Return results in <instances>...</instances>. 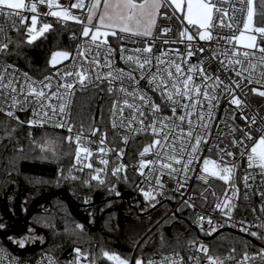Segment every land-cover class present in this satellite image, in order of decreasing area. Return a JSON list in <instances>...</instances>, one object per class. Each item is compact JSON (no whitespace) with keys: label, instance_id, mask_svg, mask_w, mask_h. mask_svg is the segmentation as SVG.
I'll list each match as a JSON object with an SVG mask.
<instances>
[{"label":"built area","instance_id":"2783aa9c","mask_svg":"<svg viewBox=\"0 0 264 264\" xmlns=\"http://www.w3.org/2000/svg\"><path fill=\"white\" fill-rule=\"evenodd\" d=\"M31 2L32 0H29L27 4ZM74 2L75 0H57L62 8L69 9L73 15L86 16L85 10L70 7ZM88 3L89 0H85V4ZM211 3L220 9V11L214 9L213 12L212 25L209 29L213 37L211 41L199 40L197 31L184 22L179 12L174 13V9L171 8L167 18L163 15L159 17L151 36L132 37L128 34L117 33L115 37L109 36L108 47L101 46L98 52L94 45L88 43L90 38L82 36L83 25H79L81 31L72 37L74 47L71 51H67L70 53V57L60 61L54 67L53 72L43 78H35L19 67L8 63L5 59L8 48L0 52V74L4 77L3 82L4 84H8L9 80L12 82L10 88H0V117L32 130H52L63 133L67 139L71 137V141L76 146L77 137H80L79 146L88 148L91 156L85 158L82 154L81 163L77 164L75 161L69 168L71 179H73L72 177H75L73 180H77L86 176L99 175L100 180H103L104 183L114 180L113 188L116 189L121 180L128 182L130 176H134L141 187L138 194H143L142 190L152 191L155 196L154 200H150L149 208L169 207L166 216L156 226L162 224L169 216L183 211L184 216L191 222L193 230L200 235L198 239L187 244L184 253L161 252L148 260L141 258L144 264H148L149 260L155 261V264H165L166 257L182 261V264H209V257L222 260L224 264H264V238H257V236L250 234L257 232L259 237H264V228L255 227V225H264V211L261 210L264 208V169L255 165L251 168L248 167L247 160L253 142L264 135V96L252 91L253 88L264 91V78L259 75L262 69L258 64L261 56L258 48L264 46V40H261L260 34L257 35V49L252 50L241 49L234 41L228 42L225 38L237 36L243 30L247 4L246 2L242 3L241 0H212ZM242 8L244 11H240ZM52 10L61 9H48L46 0L44 4H38L37 13L21 10V14L26 18L24 24H21L20 19L15 14L12 16L0 14V45L8 44L9 47L13 36L18 32L17 29L24 28L27 35V27L31 26L32 15H37V30L44 23L52 25V28L36 41L43 38L56 26L62 27L70 23L48 15L47 13ZM223 12H227V15L222 17ZM221 19H223L224 25L230 23L231 28L221 26ZM177 20L182 22V28ZM164 28H169L170 31L165 34ZM185 29H188L194 37L191 42L180 37V32ZM165 40L169 42L165 43ZM147 46L152 47L151 53L137 54L132 51L134 48L143 49ZM109 47L114 50L110 54ZM88 48H91V51H87ZM121 48L124 49L123 53H121ZM201 48L204 49L203 52L199 51ZM234 48L241 53V59H243L242 53L244 51L253 54L250 55L249 59L253 63H257V69L252 74V78L254 81L259 80V83L250 84L247 79L237 77L232 71L233 65H230L228 60L232 58ZM78 50L83 55L78 54ZM189 50L193 52L190 58L187 56ZM224 53L227 55H223ZM122 55L124 57L139 55L141 60L145 57H152L153 72L156 71L157 66L163 70L174 61L181 64L185 75L190 67L197 69L202 67L204 74L211 77L202 82L200 74L195 71L192 73L194 82L201 85L202 91L204 85H208L209 94L218 97V100L213 101L217 107L211 109L210 118L207 115L203 121L197 118L200 110L199 105L196 112L190 117L193 124L192 138L186 136L189 131L187 120L183 124V136L181 129L175 127L164 128L160 137L154 136L147 126L154 120L159 121L163 117H172L173 113L170 105L162 100L160 92H153L143 80L139 84L140 90L146 92L148 97L160 105L161 111L153 116L150 107L145 109L143 131H141L142 126L137 121H133L131 127L128 126L127 121L132 119V110L123 105V100L127 98L131 103L132 97H126L120 91V87L123 85L131 90L135 85L133 81L128 79L113 80L112 83H109L111 77L107 76L109 71L116 75L117 70L122 69L124 73L132 74L139 80L140 72L135 70V64L126 61V59H121ZM157 57L166 63L157 65ZM94 59L99 61V66L93 62ZM106 60L111 62V69L104 66ZM245 66H247V62H245ZM235 67L236 70H239V66ZM68 71L73 73L84 72L87 76L85 84L82 86L75 75L65 76ZM25 73H27V77H25ZM162 74L166 77V73L162 72ZM247 75L248 73H244L245 77ZM46 77L50 79H45ZM216 77H219L221 81L219 85L215 83ZM235 82H239V87H236ZM65 83H72L74 87L65 89L62 87ZM46 84L50 85V88L44 87ZM29 85L37 90H43L45 97L29 95ZM11 88H15L16 92L13 93ZM110 88L113 90L110 91ZM84 93L92 94L90 125L88 128L79 129L76 128L73 121L74 109L78 97ZM12 96H16L17 101H20L14 108L9 107L13 103ZM233 96L241 100L239 106L230 103ZM25 97L27 103L22 102ZM62 103L65 104V109L60 112L59 107ZM49 105L55 107V115ZM121 107L124 108L123 117L118 111ZM203 109L205 113L208 112L207 102H204ZM10 110L14 112L13 116L6 115ZM45 112L48 114L47 116L44 115ZM184 114L183 109H177L176 117ZM22 116H26V123L21 120ZM136 116L139 117V112L136 113ZM253 117H255V123H252ZM122 119L124 120L123 124L121 123ZM32 121H38V123L33 124ZM113 123L116 125L115 128ZM165 123L180 122L176 119L165 121ZM57 124H62L63 127H57ZM156 126L160 128L159 123ZM246 132L251 133L252 140L246 138ZM164 133H169L167 145H164L162 139ZM197 134L201 136L202 143L199 145V151L195 154L187 174L183 170H179L169 175L170 169H161V163H172L174 168L182 169L183 163L176 164L174 161H169L165 153H171L174 144L176 157L182 162L186 161L191 155V145L194 144V137ZM157 138H161L162 146H153L149 153L141 156L143 149L152 145L154 139ZM236 141H243V143H235ZM181 144H184L187 149L184 153L179 151ZM226 152H232L233 155L227 156ZM205 159L215 160L220 167H232L230 180L224 182L218 177L204 173L202 169ZM101 160H107L108 163L106 165L101 164ZM141 160L145 162L154 161L155 163H146V166L141 169ZM88 163H91V168L86 166ZM122 165L124 167L121 168ZM116 168H121V170L114 175L113 171ZM98 169L99 172H97ZM201 176L206 177L207 182L200 179ZM156 177H159L163 187L156 183ZM245 178H247L246 181ZM226 199L231 202L230 212L229 209L216 207L218 203L223 205ZM84 202L89 204L91 199H85ZM225 213H229V215ZM201 217H203L202 220ZM209 217L212 219V227L217 228L211 235L207 234L210 230L207 223ZM242 228L247 229V231L241 230ZM226 230L259 239L261 245L255 252L245 256L231 252L221 257L215 256L212 253L211 238ZM201 245L207 249V252L201 250ZM138 247L134 250L131 258H126L116 252H107L118 254L122 258L128 259L131 264H135L136 259H138ZM0 250H5L8 253L13 264H49L50 261L51 264H94L88 258V254L82 251H80L81 256L77 261L75 250L69 252L65 259H60L52 253L35 254L32 251L18 254L8 246L2 245H0ZM104 252L101 254L102 258L108 264H113L103 256ZM246 256L247 259H245ZM167 264H171V261H168Z\"/></svg>","mask_w":264,"mask_h":264},{"label":"trees","instance_id":"16d2710c","mask_svg":"<svg viewBox=\"0 0 264 264\" xmlns=\"http://www.w3.org/2000/svg\"><path fill=\"white\" fill-rule=\"evenodd\" d=\"M166 11L169 13V9ZM256 13L257 24L264 27V0L256 1ZM80 31V26L73 23L56 26L43 38L29 44L25 29L20 28L9 44L5 59L31 76L43 78L54 70L50 64L52 54L71 51L74 47L72 37ZM92 103L90 93L78 97L73 118L76 128L90 125ZM76 149V144L69 142L63 133L32 130L0 117V212L5 191L12 185L30 191L36 199L58 192L49 199L51 210L32 212L29 224L45 231L48 237L42 247L33 250L35 254L52 253L65 259L69 252L78 248L88 254L94 264H108L102 252H116L131 258L143 240L137 258L148 260L161 252L184 253L187 244L200 237L183 211L156 226L168 213V206L148 208L144 213L134 209L128 195H137L141 189L134 176H130L128 182L121 180L116 189L113 188L114 180L101 184L92 176L71 179L69 168L76 161ZM85 199L91 202L85 204ZM33 202L30 201L29 207ZM119 202L129 208L130 215L124 217L121 207L116 208L94 228L84 223L76 209L98 205L109 209ZM78 225H83V229ZM211 244L215 256L230 252L245 256L255 252L261 241L226 230L212 237ZM0 245L7 247L2 239Z\"/></svg>","mask_w":264,"mask_h":264},{"label":"snow or ice","instance_id":"6c2138e0","mask_svg":"<svg viewBox=\"0 0 264 264\" xmlns=\"http://www.w3.org/2000/svg\"><path fill=\"white\" fill-rule=\"evenodd\" d=\"M48 9H61V10H52L49 11L47 14L53 17H56L62 21H75L77 23L83 24L82 36L85 38H90L88 43L90 45H94L97 49V52L101 46L108 47V37L117 35V31L119 33L128 34L132 37H149L152 35L153 29L156 25L157 19L164 15L167 18V13H162V9L165 6L173 7L174 13L179 12L182 14L183 18L187 21L188 25L195 26L197 28V33L199 36V40L201 41H211L213 39L211 32L209 31L210 26L212 25V18L214 9L216 11H220L219 8L215 4L210 3V0H89V3L86 5L85 0H75L74 3L71 4L72 9H82L86 12V22L80 20V18L76 15H73L72 12L67 8H62L61 5L57 3V0H46ZM242 3L247 4L246 9V20L243 23V31L240 32L237 36L227 37L225 38L228 42H235V44L242 46L244 49H257V36L253 35L252 33L260 34L261 40H264V27H256L254 26L253 17L256 15L255 8L253 6V0H241ZM45 0H32L31 3L26 4L25 0H0V14H6L7 16H12L15 14L21 21V24H24L25 17L21 14V10H27L31 13H37L38 4H44ZM240 11H244V9H240ZM223 16L227 15V12H223ZM38 19L37 15H32L31 17V26L27 27V42L29 44L36 41L40 36L44 35L45 32L52 28V25L49 23H44L39 30H37ZM221 26H227L231 28V24L224 25L223 19H221ZM19 31V29H17ZM170 31L169 28H164L163 32L166 34ZM180 37L186 38L189 42L193 40V35L190 34L188 29L180 32ZM165 43L169 41L165 40ZM190 47V45H189ZM8 48V44L0 45V52L4 51ZM87 51H91V48L86 49ZM109 54L114 51L109 47ZM124 49L121 48V53H123ZM134 53H151L152 47L147 46L143 49L141 48H134L132 50ZM199 51L203 52L204 49L201 48ZM258 51L261 53L259 58L258 64L262 71L259 73L261 78H264V46H260ZM78 54L83 55L78 50ZM193 55V52L189 50L187 52V56L190 58ZM223 55H227L224 53ZM250 54L248 51H244L242 53L243 59H241V53L238 49L232 50V58L228 60L230 65H233L232 71L235 73L237 77H242L248 80L251 83H259V80H253L252 74L257 69V63H253L249 57ZM215 56V53H213ZM70 57V53L67 51H57L54 52L51 56L50 64L55 67L60 61L67 60ZM121 59H126L128 62H132L135 64L136 69L140 72L139 80L132 75L126 74L122 69L117 70V74L113 75L112 71L107 73L108 77H111L109 83H112L113 80H120L123 81L124 79H128L133 81L135 87H132L131 90L129 88L124 87L121 85L120 91L125 94L126 97H132V102L130 103L127 98L123 100V105L126 106L128 109H131V116L132 119L128 120V126L131 127L133 121H137L141 126V131L144 130V116H145V109L151 108V114L153 116L156 113L161 111L160 105L156 104L154 100L147 96L146 92H143L139 88L140 81H145L149 88L153 92H160L162 100L167 102L173 113L172 117H163L159 121L154 120L149 127L151 132L154 136L160 137L161 132H163L164 128H180L181 135L183 136V124L187 120V126L189 131L186 133L188 138L193 137V124L191 120V116L197 110V106H200V110L198 112V119L201 121L204 120L205 115L209 118L211 117V109L217 107L216 104H213L214 100H218V97L215 95H210L208 92V85H204V90H201V85L196 84L194 82V77L192 73L195 71L201 76V81H207L211 77L204 74V70L202 67L200 68H192L190 67L187 70V74L185 75L184 70L181 67V64L175 63L174 61L168 64L163 70H161L158 66L156 71H152V57H145L141 60L139 55H128L127 57L121 56ZM157 65L165 64L166 62L160 60L158 57L156 58ZM97 66H99V61H93ZM245 62H247V66H245ZM222 63V61H221ZM106 67L111 69V62L105 61ZM235 66H239V70H236ZM10 67V66H9ZM174 68V72H173ZM162 72L166 73V77L162 74ZM244 73H248L245 77ZM27 77V73L24 74ZM57 75L59 73L57 72ZM75 75L78 79V82L83 86L85 81L87 80V76L84 72H76L73 73L72 71H68L65 73V76H73ZM99 78V77H97ZM45 79H50L46 77ZM4 77L0 74V88L8 89L11 87V80H9L8 84H4ZM216 85H219L221 81L219 77L215 78ZM236 87H239V82H235ZM29 95H34L36 97H45V93L43 90H37L32 85H29ZM44 87H49L50 85H44ZM65 89H72L74 85L72 83H65L62 85ZM112 91L113 89H109ZM13 93L16 92L15 88H11ZM252 91L254 93H258L260 96H264V91H259L256 88H253ZM203 97V100H201ZM12 105L10 108H14L15 105L20 102L17 101L16 96H12ZM139 101V103H137ZM23 103H27V98L25 97ZM204 102H207L208 105V112L205 113L203 109ZM231 104L239 106L241 104V100L238 97L233 96L230 100ZM52 107L53 114L55 115V107ZM181 108L184 110V115H180L176 117L177 109ZM65 109V104H61L59 107V111L63 112ZM115 110V105H114ZM121 117H123L124 108L121 107L118 109ZM139 112V117L136 116V113ZM8 116H13V111H8L6 113ZM45 116L48 114L45 112ZM178 119L180 123H165V121H173ZM245 119H247L245 117ZM31 123L35 124L38 121H32ZM121 123H124V120H121ZM157 123H159L160 128H157ZM252 123H255V117L252 118ZM57 127H63L62 124H57ZM202 126H204L202 124ZM113 127L115 128L116 125L113 123ZM206 127V126H205ZM71 131V129H69ZM168 136L169 133L163 134V142L164 145L168 144ZM245 136L248 140H252L253 137L250 132H246ZM71 137H68L69 142H71ZM80 137H77V149L75 153L76 163H81V155L83 154L85 158L91 156V152L86 147L79 146ZM126 142V138H125ZM202 143V138L199 134L194 137V144L191 145V155L189 159L183 161L178 159L175 154V145H172L173 151L171 153L166 152L165 156L169 161H174L176 164L183 163L182 169H176L173 167L172 163H161V169H170L169 175L175 173L179 170H183L185 174L190 170L189 166L193 163L195 154L199 151V145ZM235 143H243V141H236ZM153 146H162L161 138L154 139L153 144L145 147L141 152V156L149 153L150 148ZM247 148V145H245ZM186 147L184 144H181L179 147V151L184 153L186 151ZM103 151V149H101ZM227 156H232V152H226ZM248 160V167H253V165L264 169V135H261L258 140L253 142L252 147L250 148V154L247 157ZM101 164H107V160H101ZM146 163H155L154 161L145 162L141 160L140 168L143 169L146 166ZM87 167L91 168V163L86 165ZM124 167L123 165L121 168ZM121 168H116L113 171L115 175L117 172L121 170ZM100 170L98 169L97 172ZM204 173H207L209 176L218 177L221 181L228 182L232 175V167H220L219 164L215 160L205 159L203 161V169ZM143 174V173H141ZM75 179V177H72ZM92 179L98 180L101 184L104 183L103 180H100L99 175L93 176ZM200 179H204L207 182L206 177L201 176ZM247 178H245V181ZM156 183L163 187L160 184L159 177H156ZM143 195L146 200H154L155 196L153 195L152 191H143ZM217 208H225L231 210V202L230 200H225L223 205L217 204ZM264 211V208L261 209ZM229 215V213H225ZM230 218V216H229ZM201 220L203 217L200 218ZM207 223L210 227V230L207 234L211 235L212 232L217 230L216 227H212V219L209 217L207 219ZM4 227V225L0 224V228ZM81 229H83V225H78ZM203 227V225H201ZM252 227V226H249ZM258 228H264V225H255ZM243 231H247V229H241ZM252 236H257V238H264L259 237L257 232H251ZM19 246L23 247L24 241L20 240L17 241ZM201 250L207 252V249L201 245ZM77 253V261H79L81 253L80 249H75ZM103 256L108 260L113 262V264H131L128 259L122 258L118 254H113L105 251ZM231 259V257H229ZM247 259V256L245 257ZM168 261H171V264H182V261L173 260L171 257L165 258V264ZM0 264H13V261L9 259L8 253L5 250H0ZM51 264V261L49 262ZM135 264H144L142 259H136ZM148 264H155V261L149 260ZM209 264H224L222 260L209 257Z\"/></svg>","mask_w":264,"mask_h":264},{"label":"rangeland","instance_id":"374dc122","mask_svg":"<svg viewBox=\"0 0 264 264\" xmlns=\"http://www.w3.org/2000/svg\"><path fill=\"white\" fill-rule=\"evenodd\" d=\"M29 0H25L26 4ZM212 0H210L211 3ZM256 1L253 0V6L256 11ZM173 7L165 6L162 13L166 12L167 15L169 14L166 9H171ZM183 18L182 14L179 13ZM162 16V15H161ZM164 16V15H163ZM80 20L86 22V16L80 17ZM159 19V18H158ZM157 19V22H158ZM184 22L187 21L183 18ZM180 27H183L182 22L177 20ZM68 22L76 24V25H83L81 23H77L75 21L69 20ZM156 22V25H157ZM254 26L262 27L257 24L256 15L253 17ZM156 25L153 29V32L156 28ZM197 31L195 26L189 25ZM243 31V30H242ZM152 32V33H153ZM119 33V31H117ZM253 35H259L257 33H252ZM239 48L244 49L242 46L237 45ZM252 50V49H247ZM132 206L134 209L139 210L141 213H144L149 208L150 200H146L143 194H129L128 195ZM35 196L28 190L23 189L20 186L12 185L9 187L4 194L2 209L0 212V224L4 225V227L0 228V231H6L7 229L12 228H20L27 216L29 210V203L30 201H35ZM123 203L119 202L115 204L113 207L109 209H104L101 206H93V207H79L76 208L77 212L82 216L84 223L90 225L91 227H98L99 222L101 219L110 211L120 208L122 210L123 216L128 217L130 215V210L128 207L123 206ZM52 209V201L47 199L45 201L37 202L34 205V211H49ZM12 227V228H11ZM17 229V230H18ZM15 230V229H13ZM47 234L45 231L35 227L32 224H29L24 232L20 235H10L6 238L5 243L6 245L15 253L18 254H25L27 252H32L33 250L42 247L47 241ZM23 240L24 245L23 247L19 246L17 241ZM138 259H141L140 257Z\"/></svg>","mask_w":264,"mask_h":264},{"label":"water","instance_id":"95a60500","mask_svg":"<svg viewBox=\"0 0 264 264\" xmlns=\"http://www.w3.org/2000/svg\"><path fill=\"white\" fill-rule=\"evenodd\" d=\"M21 120L26 123L27 120H26V116H22L21 117ZM58 194V192H52V193H48L44 196H41L39 198H37L29 207V210H28V213H27V216L22 224V226L18 229V230H10V231H0V239L2 240H6V238L10 235H20L24 232V230L27 228V226L29 225V222H30V219H31V215H32V212H33V208H34V205L37 203V202H40V201H45L47 199H50L54 196H56ZM91 206V205H90ZM143 240L140 241V243L138 244V246H140V244L142 243Z\"/></svg>","mask_w":264,"mask_h":264},{"label":"flooded vegetation","instance_id":"af4514ba","mask_svg":"<svg viewBox=\"0 0 264 264\" xmlns=\"http://www.w3.org/2000/svg\"><path fill=\"white\" fill-rule=\"evenodd\" d=\"M11 228H12V227H11ZM13 229L17 230L18 228L7 229L6 231H10V230H13Z\"/></svg>","mask_w":264,"mask_h":264}]
</instances>
